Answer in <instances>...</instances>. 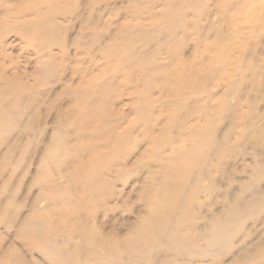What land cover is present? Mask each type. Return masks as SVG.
I'll list each match as a JSON object with an SVG mask.
<instances>
[{"label": "rangeland", "instance_id": "374dc122", "mask_svg": "<svg viewBox=\"0 0 264 264\" xmlns=\"http://www.w3.org/2000/svg\"><path fill=\"white\" fill-rule=\"evenodd\" d=\"M250 1L0 0V264H228L244 247L237 245L242 237L257 241L264 204L256 198L231 221L225 215L214 223L209 210L211 198L242 195L236 182L248 176L223 175L210 194L208 172L251 161L239 153V134L247 113L264 111L246 101L245 83L225 98L236 80L219 76L227 62L229 73L241 65L243 73L255 71L250 62L264 52V44L252 42L255 31L233 50L230 33L209 34L223 15L238 14V5L251 7ZM254 1L264 8V0ZM182 56L213 65L206 87L186 96L170 76H152ZM157 80L172 100L160 102L165 93L149 86ZM171 104H178L177 116ZM189 112L186 128L195 130L179 135ZM116 135L118 150L109 144ZM166 181L178 185V207L185 205L166 216L170 227L195 229L197 237L185 234L188 244L180 249L130 253L126 233L156 215L143 195ZM248 187L249 193L264 187V175ZM217 224L233 235L209 245Z\"/></svg>", "mask_w": 264, "mask_h": 264}, {"label": "bare ground", "instance_id": "6f19581e", "mask_svg": "<svg viewBox=\"0 0 264 264\" xmlns=\"http://www.w3.org/2000/svg\"><path fill=\"white\" fill-rule=\"evenodd\" d=\"M250 3H251V7L244 4L241 7L238 5V9H240L241 12H239L236 15H234V13L232 15H227V17L223 15L220 20V25L217 31H215V29L213 28L212 30L209 31V34L214 35L216 34L215 32H218L220 34L230 33V36L233 39V43L232 41L229 40L231 43L230 47L232 48V50L234 48H237L234 45L238 46L239 43L240 45L244 43V41L242 40L240 41V38L242 36L250 35V33H252L253 31H255L256 35L252 39V42L256 44V41L259 40L260 45L264 44V34H263L264 8L261 5H255L254 0H251ZM230 19L232 21H235L233 25L231 24L224 27V25H226ZM238 23H241V25L237 28L236 26ZM185 29L187 32H189V24L186 23ZM232 50L229 49L228 52L229 55ZM254 57H255L254 60L250 62V64L255 67V71L252 70L253 72L251 75H248V73H243L244 71L242 65L239 67L236 66L237 70L236 69L234 70V68H232L230 73L228 71L229 68L231 67L229 65L230 62H227L225 65L221 66L219 70L220 73L219 76L225 74L224 77H227L226 79H223L222 82H231L234 79L236 80L234 83L232 82L230 83L229 85L230 89L227 90V92L225 91L223 92L222 95L225 96V98L226 96H229V94L232 93V91L236 92V89L240 87V82H242L250 86L249 89H246L244 93L245 95L244 97H246V101L249 100L248 103L257 106L259 104L264 105V52H261L257 56L255 55ZM205 62L206 65H199L198 62L197 65H195L194 59H188L182 56L181 58L171 59L167 61L162 69L154 70L153 71L154 74L152 76L155 78L157 75H162V74L170 76L171 79H174L175 82L174 84L179 87L175 91L179 94L178 91L183 89V96H186V93L192 90L193 87H196L197 91L203 90L206 87V85L210 82V78L207 76V72L209 69L211 70L213 68L212 60H210L209 62L208 61ZM234 66L235 65H233V67ZM171 68L172 71H170ZM178 68L185 69L186 72L184 73L182 70ZM198 76H202L200 82L196 81V78L198 79ZM197 82L199 84H197ZM149 84L150 87L152 86V88H157L159 91L165 93V96L160 98V102H163L164 100H168V99L172 100L173 96H169V92H171V90L168 89L167 91L164 92L163 86L161 83L158 84V80ZM189 87L191 88L188 89ZM232 88L235 89L232 90ZM241 97L242 99H244L243 96ZM216 100L217 99H215V102ZM224 102L225 99L221 103L223 104ZM171 107L175 109L174 115L177 116L180 113V111L178 110L179 109L178 104H171ZM161 110H163V107L162 109L161 108L159 109V111ZM221 110L222 113L226 112L224 105L221 106ZM192 117H193V113L189 112L180 119L181 126L180 128H178L179 135L185 134L186 130L187 131L191 130V134H192V130H195L194 127L191 129L186 128L187 122L190 121V118ZM246 117L248 118L249 121L243 126L242 128L243 131L240 132L238 138V139L241 138L239 153L242 154L243 156L250 157L251 161H249L248 163L246 162L242 168L232 169L228 165H225L227 164L228 160H225V162L222 163L221 157H218L216 162L222 163L225 166L218 167L214 172L213 171L208 172V174H210V179L212 180V181L210 180V182L212 183V187L209 189L210 194H213L214 190L218 189L219 178L223 175L227 174V176H231L233 181L236 180V177L238 178V176L240 175L248 176V179H239L236 182V184H238L239 188L242 190L243 196L238 195L237 198L235 197V199H233L232 201L229 200L231 197V194L229 193L227 194V196L221 198V200L220 197L211 198L212 203L211 206H209V210L210 213H212L211 217L212 218L214 217V219L212 220V222L214 223H219L225 215L227 217V221H231V219H235L238 216L240 217L242 212H246L248 208H252V206H254V202H253L254 198H256L259 201V203L264 204V187H261L260 189L258 187L256 191L253 193L246 192L247 190H249L248 186L251 183L262 178V176L264 175V171H263L264 170V111L261 112H258L257 110L251 111L246 114ZM155 121L149 123V125L158 126L160 119H158L156 122ZM162 121L164 124L163 127H165L166 124H169L167 128H171V126L174 127L173 125H171V121L169 122H165V120ZM127 130L128 129H123V132ZM149 136H151V134H149ZM152 137L155 138L154 136ZM118 141L119 139L116 135L115 138H113L112 141L109 142L112 149L118 150L119 147ZM224 157L226 159L230 158L227 156ZM158 158L159 157L157 156L154 159L156 160ZM161 176L163 181L165 177L162 174ZM174 176L178 177L177 181H181L182 172L175 173ZM163 182H161V184L158 185L156 190L155 189L148 190V193H145L143 195V198L145 199L146 202L150 201L149 209L151 208V210L156 215L150 218L144 217L142 222L139 223L140 227L137 226L136 229L131 232V234L126 233V235L128 234L130 237V239L127 242V248L130 253L146 254L150 252L148 250H151V248L153 247L180 249L183 246L186 247V245L188 244V240L185 234L189 233L188 237L189 236L197 237V232L195 229H193V231H187V233L185 232L182 233L181 231L179 230L175 231V229L170 227V220L166 219V216L172 218V214L175 212L176 208L178 207L179 201L177 200V198L179 196L178 193L179 187L176 183H168V181H166V183L163 185L162 184ZM154 183L155 182H152V184ZM228 189H231V187H228ZM204 191L207 193V190ZM227 192H229V190H227ZM210 194L208 193V195ZM244 194H247L246 198L244 197ZM256 195H258V197ZM184 206L185 205L178 207V210H183ZM222 207L224 209L226 208L228 209L226 211L225 210L223 211L221 210ZM27 224H25V226L26 228H29ZM262 224H264V221ZM206 226L209 227L207 222L205 223V227ZM210 229L212 231L210 232V235L206 238V241L209 245L215 246L214 244H217V242H219L218 240L221 239L225 234H226L225 237L226 240L228 239L229 235H233V233L230 234L231 231H229L230 229H228V227L225 229L222 226H219V224L214 226L212 225ZM242 233L239 234L242 235ZM245 237H242L241 243L237 244L238 246L239 245L241 246L243 244L244 247L243 248L239 247L240 250L238 248V251H236V253L233 254V256L231 257V261L228 264H236L238 261L253 262L257 260H264V233L259 234L257 241L251 240L248 242L246 241ZM232 246H234L233 243ZM116 249L117 248L113 246L111 247L110 252L114 254L117 252Z\"/></svg>", "mask_w": 264, "mask_h": 264}]
</instances>
